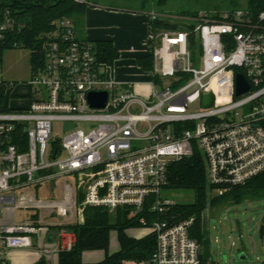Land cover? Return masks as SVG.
Instances as JSON below:
<instances>
[{"label":"built area","instance_id":"2783aa9c","mask_svg":"<svg viewBox=\"0 0 264 264\" xmlns=\"http://www.w3.org/2000/svg\"><path fill=\"white\" fill-rule=\"evenodd\" d=\"M4 18L0 38L13 24L8 11ZM197 21L203 67L192 66L187 30L151 35L158 38L149 47L153 68L139 65L152 75L147 94L115 80L112 65L99 61L96 43L78 38L67 17L44 34V63L27 81L28 105L13 106L16 83L0 81L8 96L0 105V264H9L4 248H35L43 227L40 258L58 263L60 252L75 243L65 226L84 223L86 206L156 212L162 218L145 227L156 237L149 263L202 264L201 243L190 233L195 217L168 216L177 203L164 193L168 168L202 150L215 196L264 172V10L256 17L249 9L205 12ZM237 73L250 85L242 94ZM161 76H177L176 83L158 92ZM209 89L213 107L189 111ZM101 90L109 92L107 105L91 107L88 94ZM80 120L98 124L85 131ZM55 121L63 125L62 139L52 136ZM66 123L75 125L65 129ZM20 128L28 144L14 138ZM70 175L75 185L66 183L61 200L37 197L35 189ZM24 208L33 212L17 221Z\"/></svg>","mask_w":264,"mask_h":264},{"label":"trees","instance_id":"16d2710c","mask_svg":"<svg viewBox=\"0 0 264 264\" xmlns=\"http://www.w3.org/2000/svg\"><path fill=\"white\" fill-rule=\"evenodd\" d=\"M146 2V0H142ZM160 6L168 0H155ZM93 0H0V23L8 17L13 21L8 30L2 32L0 38V63L5 50L27 49L31 53V67L33 73L44 63L45 48L44 34L54 33L58 22L67 17L80 22L84 16L88 3ZM248 9L257 16L264 10V0H249ZM239 7L228 9L235 10ZM196 17L198 15H195ZM196 23L180 25L168 23L164 19L151 20L152 36L163 30H187L189 45L192 52H200L201 44L195 32ZM152 41V40H151ZM98 59L112 65L119 58L120 53L111 40L96 41ZM138 64L145 70L153 68V54L149 53L138 59ZM8 97V96H7ZM4 85L0 86V105L7 98ZM15 139L20 138L28 144V135L24 129H19ZM171 191H190L194 194L193 202H177L168 213L169 218L181 220L194 216L195 223L190 230L191 236L200 243L204 238L202 215L208 205L232 204L236 205L248 199H264V172L251 178L243 185L236 186L221 196L213 195V188L207 180L205 156L200 150H195L192 156L173 162L168 168L167 182L164 193L168 196ZM83 199L82 191L79 200ZM130 208H118L111 212L102 206H86L84 209V223H70L65 228L75 234V243L70 250L59 254L56 264H150L149 260L156 248V237L148 231L143 237L130 236L127 230L149 227L153 221L161 219L158 213L150 212L147 208L136 215ZM145 217L148 224L144 225L141 218ZM116 231L120 249L110 254V235ZM103 250L106 253L104 260L96 263H85V251ZM33 264H50L45 259H39Z\"/></svg>","mask_w":264,"mask_h":264},{"label":"rangeland","instance_id":"374dc122","mask_svg":"<svg viewBox=\"0 0 264 264\" xmlns=\"http://www.w3.org/2000/svg\"><path fill=\"white\" fill-rule=\"evenodd\" d=\"M96 3H104L123 8H129L140 11L152 10L158 14V18L164 19L168 23H177L180 25L198 24V19L203 13L213 15L228 9L239 7V9H248L249 0H168L165 5H158L155 0H93ZM195 15H198L197 17ZM79 26V22L77 24ZM152 39V47L158 44V38ZM29 55L27 49H14L5 52V60L10 61L12 68H18L19 62L14 59V55ZM192 66L197 69L203 67L202 58L199 51L193 52ZM2 69L0 66V80L2 79ZM146 80L148 77H141ZM176 77H160L156 86L158 92L167 87H173L176 83ZM28 79L26 80V82ZM212 91L206 90L202 98L189 105V111L197 112L212 108ZM14 105V99L12 101ZM16 105V103H15ZM98 122L80 120L78 128L89 131ZM65 134L63 125L55 121L53 138L62 139ZM201 153H204L201 150ZM66 181V182H65ZM76 176H68L66 179H55L45 185L35 189L39 199H62L67 189L66 183L75 185ZM26 193V190L18 192V198ZM168 197L176 202H193L194 194L190 191H171ZM33 212L31 209H19L16 213V220L25 218V214ZM115 212V211H111ZM55 219V218H51ZM264 219V199H248L239 204H218L208 205L202 215V227L204 238L201 243V250L204 256H208L216 264H263L264 254L260 249L259 227ZM140 229V234H146L147 228ZM44 227L40 234L34 236L36 247L30 249H3V257L9 264H31L33 261L41 259L38 252L41 239L44 234ZM234 243V244H233ZM245 253L246 258L237 261V256Z\"/></svg>","mask_w":264,"mask_h":264},{"label":"crops","instance_id":"0c3cea01","mask_svg":"<svg viewBox=\"0 0 264 264\" xmlns=\"http://www.w3.org/2000/svg\"><path fill=\"white\" fill-rule=\"evenodd\" d=\"M152 10L140 11L120 6L104 3L91 2L85 10L84 16L78 23L74 22L76 35L80 39H90L94 42L100 40H111L120 53L118 59L111 67V76L123 84H133V88L138 92L147 94L151 88L152 75L140 68L138 59L150 53L152 46L151 39V19ZM14 50V49H8ZM5 50L0 63L2 69V79L0 81L16 83L14 105L23 107L29 104V86L26 80L33 74L31 67V53L15 54L14 59L19 62V67L14 70L10 61L5 60ZM148 77L141 80V77ZM13 101V99H12ZM16 103V105H15ZM133 237H143L140 229L127 230ZM202 242H204L202 240ZM234 244V243H233ZM120 249L118 235L112 231L110 235V254ZM106 253L103 250L85 251L83 261L85 263H96L104 260ZM38 261V260H37ZM33 261L31 264L35 263ZM208 256L202 253V264H216ZM264 264V262H263Z\"/></svg>","mask_w":264,"mask_h":264},{"label":"water","instance_id":"95a60500","mask_svg":"<svg viewBox=\"0 0 264 264\" xmlns=\"http://www.w3.org/2000/svg\"><path fill=\"white\" fill-rule=\"evenodd\" d=\"M236 83H237V94H242L246 92L250 85L243 74L237 73L236 75ZM109 99V92L107 90L101 91H91L88 94V103L93 108H103L107 105ZM74 123H66L65 129H69L74 127ZM259 238H260V249L264 254V222L260 224L259 227ZM246 258L245 253H240L237 256V261L243 260Z\"/></svg>","mask_w":264,"mask_h":264}]
</instances>
